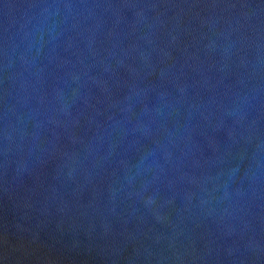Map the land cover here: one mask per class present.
<instances>
[{"label": "water", "instance_id": "1", "mask_svg": "<svg viewBox=\"0 0 264 264\" xmlns=\"http://www.w3.org/2000/svg\"><path fill=\"white\" fill-rule=\"evenodd\" d=\"M0 264H264V0H0Z\"/></svg>", "mask_w": 264, "mask_h": 264}]
</instances>
